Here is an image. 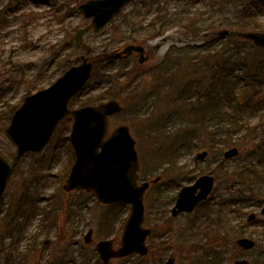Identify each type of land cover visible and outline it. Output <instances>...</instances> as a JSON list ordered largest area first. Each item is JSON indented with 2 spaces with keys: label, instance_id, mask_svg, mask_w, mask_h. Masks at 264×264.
Wrapping results in <instances>:
<instances>
[{
  "label": "rangeland",
  "instance_id": "374dc122",
  "mask_svg": "<svg viewBox=\"0 0 264 264\" xmlns=\"http://www.w3.org/2000/svg\"><path fill=\"white\" fill-rule=\"evenodd\" d=\"M79 3L0 0V152L13 159L15 146L3 129L10 108L18 106L25 95L48 86L65 66L78 64L81 56L109 53L166 31L171 36L166 49L160 46L149 62L140 66L133 54L107 62L126 74L102 84L93 82L90 75L83 90L69 101L74 108L88 105L84 104L88 95L102 97L100 101L117 99L122 110L110 117V129L127 124L139 157V179L159 177L143 196L144 226L151 229L146 239L149 252L144 257L112 259L108 264H162L169 256L175 264H214L210 259V227L228 231V237L220 235L223 240L215 245L227 259L218 264H230L235 258L264 264V221L260 214L264 178L238 173L243 163L264 166V49L230 34L216 35L212 50L210 43L176 50L183 46V39L198 30H231L249 15L264 25V0H128L117 16L98 31H87L76 46V31L90 21L78 10ZM29 11L33 15L30 18L26 16ZM191 19L193 23L195 20L194 27L187 26ZM237 44L240 50H234ZM214 69L222 71L241 90L239 101L230 99L222 105L223 109L231 108L230 113L241 109L249 121L248 130L229 127L234 133L232 139L238 141L235 145L215 144L210 137ZM95 71L102 74L97 67ZM108 91L112 97L103 96ZM70 125V117L60 121L41 151L18 160L0 199V264H101L95 242L113 238L114 246L119 245L129 204H102L91 192H66L62 187L74 158L68 138ZM230 146L238 148V156L225 160V168L220 165L221 172H215L214 167ZM202 150H208L207 156L195 161L194 156ZM201 174L215 177L210 199L192 213L171 217L178 189ZM229 186L234 190L227 191ZM226 196L236 204L227 205V214L222 215L215 203ZM14 210L32 216L26 233L6 222L12 217L16 223L9 212ZM250 212L257 218L248 223ZM222 222H226L225 227ZM88 228H92L94 239L85 244L83 236ZM232 229H243L242 236L252 238L256 246L246 251L236 246L239 236L232 235ZM31 235L34 239L30 248L38 242L44 247L33 255L21 254Z\"/></svg>",
  "mask_w": 264,
  "mask_h": 264
},
{
  "label": "water",
  "instance_id": "95a60500",
  "mask_svg": "<svg viewBox=\"0 0 264 264\" xmlns=\"http://www.w3.org/2000/svg\"><path fill=\"white\" fill-rule=\"evenodd\" d=\"M126 1L86 0L80 3L78 9L91 21L76 32L75 44L80 45L82 36L90 28L94 31L102 28L120 12ZM226 34H229L227 29L217 32L219 36ZM239 34L255 46L264 48V31H242ZM132 50L142 54L143 49L140 46L127 45L109 55L119 57ZM139 61L143 62L144 59L140 57ZM91 68L92 62L81 56L79 64L70 66L47 87L26 95L15 109L9 124L4 128L5 136L16 147L15 155L10 162L0 153V197L9 183L18 159L26 153L40 151L49 141L57 124L71 115L69 141L74 151V161L62 185L63 189L92 191L101 203H130L120 245L114 248V239L99 240L95 243L101 263L107 264L112 258L132 254L146 255V238L150 229L143 226V194L149 182L137 183L139 161L129 126L120 123L109 129L110 116L121 110L118 100L109 99L98 104L69 108V100L82 90L90 76ZM237 154L238 148L230 147L223 152V157L229 159ZM206 156V150L199 151L195 160H203ZM158 179L156 176L152 182ZM213 186L214 177L211 174H202L192 184L182 186L171 209V215L193 211L200 201L208 197ZM261 213L264 215V206ZM255 217V213L251 212L247 215V221L251 222ZM91 241L92 229L89 228L84 234V242ZM235 241L244 250H250L255 245L254 240L246 236ZM163 264H175L174 258L168 257ZM231 264L251 263L246 258H241L233 260Z\"/></svg>",
  "mask_w": 264,
  "mask_h": 264
},
{
  "label": "trees",
  "instance_id": "16d2710c",
  "mask_svg": "<svg viewBox=\"0 0 264 264\" xmlns=\"http://www.w3.org/2000/svg\"><path fill=\"white\" fill-rule=\"evenodd\" d=\"M74 1V0H73ZM77 2H81L84 0H75ZM34 14V13H33ZM27 17H32V12H28L26 13ZM239 18H242L241 15L238 16ZM257 17L254 15H249V17H247L246 21H242L240 24H238L237 26H235L234 28H230L231 31H247V30H264V25L263 23L256 19ZM218 38H216L215 36L210 37V50H212L214 48V42L217 40ZM232 48V45H230ZM237 48L234 47V50H240L241 47H239L240 45L237 44ZM245 51V49H244ZM90 59H96V63L94 64L93 70H92V74H91V80L93 82H100L101 84L104 82H115L116 80H118V77H120L122 74H126V73H119L117 68H121V67H115L112 64V67L109 66L108 63H112L115 62L114 59H111L110 57H104L102 52L101 53H97V54H93L89 57ZM69 66V65H68ZM68 66H65L63 68L62 71H64ZM97 67V69H101L102 74H96L95 68ZM213 76L215 78V81L213 84L210 85V137L211 140L215 143V144H220V145H235L238 141L236 139H232V135L234 134L232 131H230L229 127L231 125L235 126L237 129L241 130V129H245L248 130V120L244 119L243 115V111L239 108H237V111L235 112H231V108L230 109H223L222 105L225 102H230V99H233L235 101H239L238 100V96L241 95V90L239 88H237L235 82H233L231 79H229L227 77V75H225L222 71L218 70V69H214L213 70ZM240 77H238V81H239ZM263 83H264V77L262 78ZM106 97H112L113 93H109V91L107 93H105ZM102 99V97H98V98H93L92 95H88L86 100L84 101V104H89V103H93V102H97L100 101ZM257 103H260L261 101L256 100ZM248 104V102L246 103V105ZM17 105H13L7 115V119H10V115L13 112V110L15 109ZM253 105H251L250 107L252 108ZM223 121H225L226 123H223ZM228 123V126H227ZM232 142V143H231ZM221 163H219V165H217L218 167H214V171L215 172H221L220 165L223 166V168H225L224 164H225V160L221 159L220 160ZM69 165V162L66 164V166ZM70 166V165H69ZM69 169V168H68ZM238 173H242V175L244 174H255V175H259L262 176L264 178V166L259 167L256 166V164H251L250 162L247 163H243L241 164L240 167V171ZM234 190V188L232 187H227V191H231ZM236 204L235 200H232L231 196H226V197H222L220 199H218V201L215 203L218 207V211L217 212H221L222 215H226L227 214V210L225 209V207L227 205H232ZM35 208H33L31 211L34 212ZM12 215H14L13 217L15 218V222L11 221V218L6 221L12 224L9 225V227L13 228H17L19 232L22 233H26L27 232V227L29 225V221L32 218V216H25L22 214V212L20 211H9ZM9 214V213H6ZM4 214V215H6ZM3 215V217H4ZM31 215V214H30ZM219 222H217L216 224L218 225ZM18 224H21L22 227H20ZM28 224V225H27ZM221 225H223L225 227L226 222H222ZM241 227V226H240ZM243 228V227H241ZM232 233V235H238V236H242L244 233L243 229H232L231 231H229ZM220 235L226 236L228 237V231L225 230L224 228L221 227H210V250H212V254H210V259L212 261V263L214 264H218L219 262H224L227 259L223 258V253L220 252V249H217V247L215 246L217 241L223 240L221 239ZM33 239L34 236L31 235L30 236V240L29 243L27 244V246H25L23 248V250L21 251V254H35L36 250L39 248L44 247L43 242H38L33 248H30L33 244ZM227 239V238H226ZM11 244V242H10ZM18 252H20V250L18 249V247L15 245L13 246ZM223 251V250H222ZM26 260H28V258L26 257Z\"/></svg>",
  "mask_w": 264,
  "mask_h": 264
},
{
  "label": "flooded vegetation",
  "instance_id": "af4514ba",
  "mask_svg": "<svg viewBox=\"0 0 264 264\" xmlns=\"http://www.w3.org/2000/svg\"><path fill=\"white\" fill-rule=\"evenodd\" d=\"M192 24H193V22H191V26H192ZM191 36H192V34H191ZM157 48H158V45H148V44H146L145 53L148 55V57H152L153 55L156 54Z\"/></svg>",
  "mask_w": 264,
  "mask_h": 264
}]
</instances>
